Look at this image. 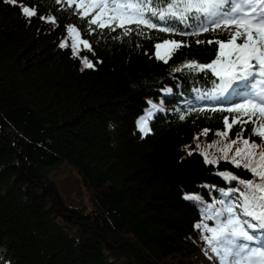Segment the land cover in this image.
Returning <instances> with one entry per match:
<instances>
[{
	"label": "trees",
	"instance_id": "16d2710c",
	"mask_svg": "<svg viewBox=\"0 0 264 264\" xmlns=\"http://www.w3.org/2000/svg\"><path fill=\"white\" fill-rule=\"evenodd\" d=\"M22 2L37 15L24 17L0 2V262L218 264L196 225L214 227L205 210L221 207V192L242 188L239 180L257 181L220 149L241 132L250 142L264 141L251 135L250 122L216 135L226 131L225 117L231 123L239 114L207 99L217 77L183 66L211 62L218 45L206 41L228 33L144 29L124 36L120 28L89 25L91 16L56 0ZM69 26L92 52L81 44L73 55ZM65 40L69 47L61 48ZM164 40L184 45L167 63L155 57ZM85 56L93 68L84 67ZM149 101L163 102V111L143 135L137 121ZM204 152L217 162L206 163ZM63 164L77 171L87 192L68 198L74 206L50 176Z\"/></svg>",
	"mask_w": 264,
	"mask_h": 264
},
{
	"label": "snow or ice",
	"instance_id": "6c2138e0",
	"mask_svg": "<svg viewBox=\"0 0 264 264\" xmlns=\"http://www.w3.org/2000/svg\"><path fill=\"white\" fill-rule=\"evenodd\" d=\"M0 2L20 8L24 17L37 15L35 8L25 6L22 0ZM56 2L62 3L63 0ZM67 4L69 7L74 5L81 17L91 16L89 25L101 29L109 28L112 31L120 28L124 36L136 30H139L137 34H143L144 29L194 36L217 30L227 32L226 40L206 41L208 44L218 45L211 62L201 64L191 61L183 67L192 71H210L217 77L219 82L215 92L208 98H216V93L220 96L225 93L229 96L233 93L240 95L241 89L248 93L247 97L243 98V103L226 109L239 115L233 117L231 123L228 117H225L226 131L216 135L227 137L233 124L250 122L254 125L251 135L264 141V0H67ZM40 19L55 23V17L41 16ZM180 25H183V29ZM67 33L72 41L71 50L74 56H79L81 44L89 52L93 51L87 40L80 39V33L75 27L69 26ZM196 43L205 41L197 40ZM59 46L65 48L69 47V44L65 40ZM182 46V41L164 40L155 45V57L167 63L172 52ZM162 48L165 49L163 54L160 51ZM82 62L85 68L94 67L87 56L83 57ZM257 76L260 78L259 90L253 92L250 89ZM235 81L245 83L237 84L233 88ZM229 89H232V92H229ZM149 103L151 108L137 121L142 132L148 130V121L157 110L155 104L151 101ZM241 117H247V120ZM183 118L181 116V119ZM207 131L204 130L202 135H207ZM237 143L242 146L234 148ZM209 147L215 145L210 144ZM233 148L234 154L229 157L228 153L232 152ZM220 151L223 153V159H230L237 168L248 170L257 181L239 180L242 188L221 192L223 199L218 201L221 207L209 205L205 210V221L214 220L215 226L210 227L208 223L202 222L197 224L196 228L206 233L202 239L216 257L218 264H264V144L250 142L241 132L236 139L224 144ZM202 155L206 163L217 162L215 159H209L206 152ZM222 175L229 180H237L235 175ZM186 199L199 200L200 197L188 196ZM208 258L213 259L211 256Z\"/></svg>",
	"mask_w": 264,
	"mask_h": 264
},
{
	"label": "rangeland",
	"instance_id": "374dc122",
	"mask_svg": "<svg viewBox=\"0 0 264 264\" xmlns=\"http://www.w3.org/2000/svg\"><path fill=\"white\" fill-rule=\"evenodd\" d=\"M165 91L167 93H170L171 89L168 88ZM151 103L157 106V110L154 111L152 118L148 121V130L146 132L141 131L143 135L147 134L150 131L149 123L154 118V116L157 113L163 111V105H164L163 102L159 103L158 101H151ZM149 108H151L150 103H149V106L146 108V110ZM144 115L145 113L143 114V116ZM50 176L58 184L59 188L61 189V192L63 193V196L65 197L69 205L70 204L73 205V204L70 201H68V198L72 200L73 199L77 200V198H73L75 194L78 195L79 197L85 196L87 194V192L85 191V188L82 185L80 175L77 173V171L74 168H72L68 164H63L60 167L54 170H51Z\"/></svg>",
	"mask_w": 264,
	"mask_h": 264
}]
</instances>
